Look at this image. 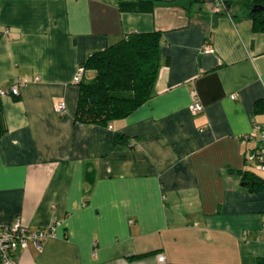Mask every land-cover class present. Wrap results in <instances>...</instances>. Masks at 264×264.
Segmentation results:
<instances>
[{
    "label": "crops",
    "instance_id": "crops-1",
    "mask_svg": "<svg viewBox=\"0 0 264 264\" xmlns=\"http://www.w3.org/2000/svg\"><path fill=\"white\" fill-rule=\"evenodd\" d=\"M133 1L0 0V90L18 86L0 97V225L52 233L39 251H16V264H257L264 172L245 154L253 121L264 124L253 114L264 31L243 13L252 0L118 7ZM151 32L160 60L149 98L124 118L77 123L72 78L86 56ZM191 93L201 113L187 110ZM245 171L262 179L258 191Z\"/></svg>",
    "mask_w": 264,
    "mask_h": 264
},
{
    "label": "trees",
    "instance_id": "trees-1",
    "mask_svg": "<svg viewBox=\"0 0 264 264\" xmlns=\"http://www.w3.org/2000/svg\"><path fill=\"white\" fill-rule=\"evenodd\" d=\"M151 5L152 0H135L121 2L118 7L133 11ZM253 5L264 7V0H252L243 6V13L251 20L254 30L263 32L264 11L251 12ZM159 34H127L112 46L86 56L80 66L84 72L91 70L94 74L89 81L81 78L77 85L79 94L74 113L77 123L103 125L124 118L149 98L159 68ZM258 112H264V100L254 103L253 114ZM116 139L119 141L120 137L116 135ZM258 144L245 154V160L255 167L258 162L253 160ZM241 178L250 189L261 188L262 179L253 173L242 172ZM257 264H264V259Z\"/></svg>",
    "mask_w": 264,
    "mask_h": 264
},
{
    "label": "built area",
    "instance_id": "built-area-1",
    "mask_svg": "<svg viewBox=\"0 0 264 264\" xmlns=\"http://www.w3.org/2000/svg\"><path fill=\"white\" fill-rule=\"evenodd\" d=\"M204 52L212 53L213 51L209 47L205 46ZM84 69L78 66L72 81L75 85L81 81ZM18 86L12 85L7 91L0 90V97L13 95L17 96ZM233 99L234 95H230ZM64 110V104L62 102H57L54 107V112L62 114ZM187 110L191 114L201 113L202 106L199 104L198 100L195 99L194 94L191 93V102L189 103ZM253 129L258 134L257 143L258 149L254 153V160L256 161V170L264 172V124H257L253 121ZM52 236L50 230H38L30 231L27 227H24L18 219L14 220L13 224L0 225V261L1 264H16L17 258L15 257L16 251L25 250L27 248V243H30L34 248L39 251L41 248V243ZM163 258L158 257L157 261L162 262Z\"/></svg>",
    "mask_w": 264,
    "mask_h": 264
},
{
    "label": "rangeland",
    "instance_id": "rangeland-1",
    "mask_svg": "<svg viewBox=\"0 0 264 264\" xmlns=\"http://www.w3.org/2000/svg\"><path fill=\"white\" fill-rule=\"evenodd\" d=\"M93 71H91V70H89V71H85L84 72V75H83V77H82V80H84V81H89L90 80V78L93 76Z\"/></svg>",
    "mask_w": 264,
    "mask_h": 264
},
{
    "label": "water",
    "instance_id": "water-1",
    "mask_svg": "<svg viewBox=\"0 0 264 264\" xmlns=\"http://www.w3.org/2000/svg\"><path fill=\"white\" fill-rule=\"evenodd\" d=\"M251 12H254V11H264V7L263 6H259V5H253L250 9Z\"/></svg>",
    "mask_w": 264,
    "mask_h": 264
}]
</instances>
